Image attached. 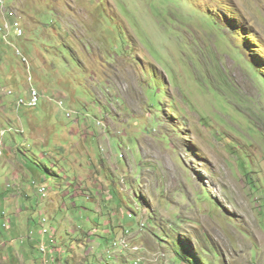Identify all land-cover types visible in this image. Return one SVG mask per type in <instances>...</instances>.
<instances>
[{"label": "rangeland", "instance_id": "1", "mask_svg": "<svg viewBox=\"0 0 264 264\" xmlns=\"http://www.w3.org/2000/svg\"><path fill=\"white\" fill-rule=\"evenodd\" d=\"M24 190L62 234L8 264L116 224L153 264H264V0H0V224Z\"/></svg>", "mask_w": 264, "mask_h": 264}, {"label": "clouds", "instance_id": "2", "mask_svg": "<svg viewBox=\"0 0 264 264\" xmlns=\"http://www.w3.org/2000/svg\"><path fill=\"white\" fill-rule=\"evenodd\" d=\"M42 187L46 188V194L45 193L43 194L40 192V188ZM40 188L38 190L40 197L43 200L48 199L51 195L52 188L51 187L48 188L46 186H41ZM34 210L36 211L34 223L25 231L24 234L19 235L18 238L17 236H13V232L15 230V225H16V223L14 222V219H11L8 217L5 218V220L6 219L11 220V228L8 230H10L9 234H12L10 239L11 241H14L13 244H15V242L18 243L19 240L21 242L30 243V240L31 242L34 241V238L36 237V235L38 234L44 235L42 234V232L45 229H48L50 231L52 229H55L56 238L57 239L60 238L62 233L59 231V229H56V226L55 228L50 227L51 218L48 215V213L46 211H38L36 209ZM15 215L16 214H13L14 218H15ZM21 216H20V219H21ZM5 220L0 224V233H2V231L6 232V229L3 226V224L5 223ZM115 226H118V224H116ZM115 226L113 225L112 229L110 230H105L103 236L99 235V232L97 229H94L92 232L84 231V234L87 236V238L84 239V237L82 236L81 238H79L80 242H76L74 239L72 240V238L70 237L71 230H66L67 232L66 237L70 239V244H65L63 242H60V239H59V244L62 245V247L65 250V252L60 257L61 261L64 263L65 254H68L67 262H75V264H80V263L102 264V261L104 260L112 261V264H135V260L140 257H142L146 263L153 264L152 262H153L154 256H151L152 255L151 249L148 248L146 244H141L140 242H138V234H135L136 230H134L133 228H124V227L121 228L119 226L118 228H116ZM145 226H146V223L144 221H141L139 224V228L141 232H143V229L145 228ZM110 236H116L117 238L116 240L113 241L111 246H107V244L110 241V238H109ZM99 239H102V241L99 242ZM122 241H125V244H122ZM115 243H116V246H115ZM78 245L82 246L84 251H88L87 256L77 257ZM32 246H35V245H32ZM114 248L116 250L117 256L119 257V260L117 263L114 262L116 258L114 257L108 258L107 256V251L109 249H114ZM160 255L162 256V258L159 259V257H157L155 264H165L167 260L170 258L168 253L166 251L164 252L163 250H161ZM72 259L74 260L71 261Z\"/></svg>", "mask_w": 264, "mask_h": 264}, {"label": "crops", "instance_id": "3", "mask_svg": "<svg viewBox=\"0 0 264 264\" xmlns=\"http://www.w3.org/2000/svg\"><path fill=\"white\" fill-rule=\"evenodd\" d=\"M24 192H25V195H22L20 193L18 195L20 198L17 199L18 204H22V207L24 209V213L21 216V219H19L18 215H15V218H14V222L16 223V225H15V230L13 232V236H17V238L19 237V235L24 234L25 231L34 223L35 214H36V211L34 210L32 204H30V199L32 198V193L30 192V190H24ZM15 197H16V193L11 192L10 196L8 198L9 204L14 202ZM34 211H35V213H34ZM3 234H6V233L4 232ZM11 235L12 234L8 233L4 238L8 239V238H10ZM1 236H3V235H1ZM30 242H31V240H30ZM4 245H5V242H4ZM31 247H32V245L30 244V246L27 250H25L26 248H24V247L20 248L21 259H23V257H24V252H28ZM0 248H2V245ZM17 250H18V247H17L16 243L12 244V246L9 248V250H6V251L4 250V252L2 250V252H0V264H8V262H7L8 256L11 254L12 251H14L18 254ZM5 253H8L9 255L4 256ZM3 259L5 261H2Z\"/></svg>", "mask_w": 264, "mask_h": 264}, {"label": "built area", "instance_id": "4", "mask_svg": "<svg viewBox=\"0 0 264 264\" xmlns=\"http://www.w3.org/2000/svg\"><path fill=\"white\" fill-rule=\"evenodd\" d=\"M15 25L18 26L19 23H15ZM5 27L9 28L10 27L9 23H6ZM21 33H22V31L20 30L19 34H21ZM36 103H37V96L34 95L33 100L31 101L30 105L33 106V105H36ZM42 190H43V188H40V192H42ZM3 226L5 229H10L11 228V220L6 219ZM45 231L47 232L48 229H45ZM41 248H42L43 252H47V251L50 252V256L45 258L44 264H64L61 261V259H58V252H64V250H59L58 247L52 246V245L50 247H47L46 244H44L43 242H41ZM137 262H139L138 259H137ZM141 264H142V262H141Z\"/></svg>", "mask_w": 264, "mask_h": 264}, {"label": "bare ground", "instance_id": "5", "mask_svg": "<svg viewBox=\"0 0 264 264\" xmlns=\"http://www.w3.org/2000/svg\"><path fill=\"white\" fill-rule=\"evenodd\" d=\"M42 191H44V190H42ZM41 193H43V192H41ZM45 232H46V231L44 230V231L42 232V234H44ZM51 234H52L54 237H56V230H55V229H52V230H51ZM122 244H125V241H122ZM51 245H52V246H56V247H58L59 250H64V248L62 247V245H60L57 241H53ZM115 246H116V243H115ZM64 252H65V250H64ZM64 252H58V259H60V257L62 256V254H63ZM107 256H108V258H111V257L116 258V259L114 260L115 263H117L118 260H119V257L117 256V253H116L115 248H114V249H109V250L107 251ZM137 259H138L139 262H137ZM137 259L135 260V264H141V262H142V264H148V263L145 262V260H144L142 257L137 258ZM102 264H112V261L104 260V261H102Z\"/></svg>", "mask_w": 264, "mask_h": 264}, {"label": "trees", "instance_id": "6", "mask_svg": "<svg viewBox=\"0 0 264 264\" xmlns=\"http://www.w3.org/2000/svg\"><path fill=\"white\" fill-rule=\"evenodd\" d=\"M35 239V238H34ZM31 245H35L34 241L30 242ZM64 264H75V262H64Z\"/></svg>", "mask_w": 264, "mask_h": 264}]
</instances>
